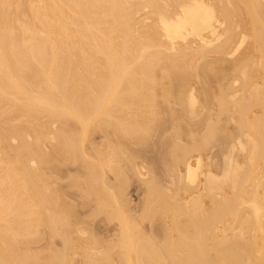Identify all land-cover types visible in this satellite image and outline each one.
<instances>
[{
  "label": "bare ground",
  "instance_id": "bare-ground-1",
  "mask_svg": "<svg viewBox=\"0 0 264 264\" xmlns=\"http://www.w3.org/2000/svg\"><path fill=\"white\" fill-rule=\"evenodd\" d=\"M0 264H264V0H0Z\"/></svg>",
  "mask_w": 264,
  "mask_h": 264
},
{
  "label": "rangeland",
  "instance_id": "rangeland-1",
  "mask_svg": "<svg viewBox=\"0 0 264 264\" xmlns=\"http://www.w3.org/2000/svg\"><path fill=\"white\" fill-rule=\"evenodd\" d=\"M102 133L103 132H100V131H97V132H95L94 133V135H93V137H92V143L91 144H88L87 145V147H88V149H93V147H96V145L98 146L99 144H100V142L101 143H103L102 141L105 139V138H103V137H101V135H102ZM98 134H100V135H98ZM95 136V137H94ZM103 136V135H102ZM99 138H101V139H99ZM94 139V140H93ZM97 139V140H96ZM100 140V141H99ZM99 141V142H98ZM106 142V140L104 141V143ZM98 143V144H97ZM90 146H91V148H90ZM217 149H218V146L217 147H214L213 148V153H214V151L216 152L217 151ZM93 159V157L91 158V156L88 158V161H91ZM79 162V163H78ZM81 162L80 161H77V164L74 166L73 164H75V162H72V163H60V166H62V167H64V168H62L63 170H66L67 169V171H65V174H66V176L64 177V178H55V179H57V180H59V182H57V184H56V187L58 186L59 187V185L61 186L60 188L62 189H66V190H72V193H76L77 191H80V188L79 187H74V186H71V184L73 183V181H75V179L77 180V178H78V180H80L79 179V177L81 178V180H82V178L83 177H81V175H80V172H79V169H81L82 168V164H80ZM71 164V165H70ZM65 165H67V167L65 166ZM73 165V166H72ZM78 166V167H77ZM77 167V168H76ZM77 169V170H76ZM68 172V173H67ZM71 174V175H70ZM76 175V176H75ZM111 175V174H110ZM134 179H136V176L134 177ZM50 180H53V177H52V179L50 178ZM56 180V181H57ZM70 180H72V181H70ZM134 184H131L130 186H128V184H130V182L128 183V184H126V186H128L127 187V192L126 193H128V197H127V200H128V203L130 204L131 203V201H132V205H133V209L131 208L132 206L130 205V209H132V211H133V213L134 212H138L137 211V206H139L140 205V203H141V201H140V198H141V200H142V195L144 194L143 193V191H144V189H143V191H142V189H138L137 188V186L138 185H136V182H134V181H132ZM70 184V185H69ZM55 187V189L57 190V188ZM60 188H58L59 190H60ZM74 188V189H73ZM76 188H77V191H76ZM137 189H138V191H137ZM141 190V191H140ZM75 191V192H74ZM71 192V191H70ZM141 196V197H140ZM140 197V198H139ZM129 198H131V199H129ZM143 198H144V196H143ZM71 200V202H70V200ZM73 200H74V202L75 203H73ZM78 198H67V204H66V207H70V205H71V207L74 205V206H76V204L77 205H80V201H81V199H79L78 201ZM130 201V202H129ZM94 203L92 204V203H90V207H89V209L90 210H93V209H95L96 207H95V204L97 205V203L95 202V201H93ZM138 202H139V205H138ZM70 205H69V204ZM72 203V204H71ZM92 204V205H91ZM136 205V206H135ZM135 207H136V210H135ZM92 208V209H91ZM85 209V208H84ZM89 216V218L91 219V218H93V217H90V213H85V217H84V214H83V216L81 215V217L83 218H85V219H87L88 218V216ZM135 214V213H134ZM101 218V219H100ZM105 218V221H106V215L104 214V216H103V214H98L97 215V218H96V221L98 222V224L99 223H102L103 224V226H102V224H100V231L98 232V236H99V238L100 239H105V240H107V239H109V238H111V232H112V224H110V223H108V222H102L103 221V219ZM147 223V222H146ZM144 224L143 223V225L144 226H146L145 227V229H148V223L147 224ZM106 224V225H105ZM109 224V225H108ZM82 225H85V224H82ZM108 225V226H107ZM105 226V227H104ZM110 226V227H109ZM106 229V230H104V228ZM108 228V229H107ZM109 229H111V230H109ZM109 230V231H108ZM105 231V232H104ZM111 231V232H110ZM147 232L149 231V229L148 230H146ZM113 233V232H112ZM106 237H108V238H105V236ZM109 235V236H108ZM104 236V237H103ZM59 240V239H58ZM40 250H41V252H40V254H43V250H44V253H45V248H40Z\"/></svg>",
  "mask_w": 264,
  "mask_h": 264
}]
</instances>
